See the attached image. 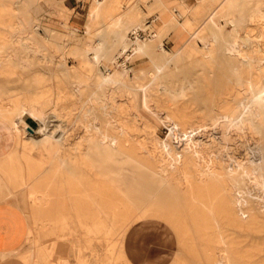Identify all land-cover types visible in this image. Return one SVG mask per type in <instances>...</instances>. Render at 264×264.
<instances>
[{"label":"bare ground","instance_id":"bare-ground-1","mask_svg":"<svg viewBox=\"0 0 264 264\" xmlns=\"http://www.w3.org/2000/svg\"><path fill=\"white\" fill-rule=\"evenodd\" d=\"M7 1L0 0V23L4 16ZM166 2L162 0H156L155 2L161 15V23L159 26L155 27L153 24H148L147 27H144L143 23H137L132 27L129 26L130 28L127 29L128 32L126 31L127 34L121 35L118 50L112 56L111 60L115 64L120 62L117 64L118 67L120 65V70H108L98 78L100 82L99 87L101 86L107 89V92L104 93L106 98L102 99L98 104L105 115L102 121L103 125L91 126V123L86 118L79 120L77 118L82 124L80 127L81 135L74 142L66 143V141L59 139V136L62 135L66 128L65 123L59 120L64 116L65 111V106L60 100L65 97L63 91L58 92L59 99L53 100L50 108H47V110L41 109L40 106L38 108L37 103L29 104L26 101L16 102L14 98L0 94V149L9 146L8 150L0 157V193L2 191L6 200L9 196L17 199L19 204L15 205L23 213L32 212L35 217H39L45 213H53L54 215L70 211L74 207L72 204H69V201H73L75 196L81 194L93 199L94 195L99 194L102 197L103 195L110 197V193L114 192V199H119V193L122 192L124 194V191L117 185L116 179L119 180L118 176H120L122 170H127L126 172L133 173V175L138 174L146 176L147 178L149 177L152 182L157 180L156 182L159 185L157 187H160L162 182H168V174L178 172L177 177L188 178L186 180L187 182H184L183 188L190 195L189 201L191 203L186 204L188 206H186L187 208L185 210L183 209V212L182 210H177L178 214H180L179 212L184 214L187 210L189 211L186 217L187 224L184 225L186 230L193 232V236L203 235V243L207 245L209 243H215L219 247L228 246L239 249L237 247L242 246L246 242L264 240V152L254 150V148L259 150V147L264 148V87L262 86L263 88L260 93H256L253 90L258 80L262 77L264 78V0H196L192 5L187 0H179L183 6H175L171 9L166 6ZM245 3L251 5V10L247 13L248 19L244 26V35H240L239 26L236 27L234 11H241V7ZM91 8V11L94 12H96L95 10L103 11V22L106 28L110 30L113 27H121L123 24H131L135 20L137 11L136 5L132 2L124 3L119 1L114 4L109 0H94ZM94 16L97 17V15ZM154 17L157 19V16ZM169 25H171L173 30L177 31L181 29L185 33L188 32L187 47L182 50L178 48L173 52L171 51L172 53L168 57L154 62V69L152 74L149 75L148 83H145L146 75H141L140 71H133L135 84L134 86L127 84L128 70L125 61L134 54H137V57L147 55L151 47L161 49L165 53L167 50L160 43L162 41V37L160 38V36ZM227 25L231 28L228 29ZM150 28L153 31H149L150 39L147 42L144 36H141V32L147 29L149 30ZM204 30L206 33L202 35V31ZM127 37L131 38V44H127ZM198 40L201 41L202 47L198 45ZM106 44L101 38L86 41L85 49L87 55L90 59L98 61L99 57H102L101 52L105 51V48L108 47ZM216 47H222L224 51V58L222 60L214 55V49ZM150 52L152 51L150 50ZM166 55L168 54L166 53ZM186 56L190 57L191 61L189 62L191 63L201 61L202 64L207 65L209 67L208 73L210 74L214 72L212 67L217 62L219 66L224 65L227 67L226 70H223L224 73L231 68V73L234 76L223 77L222 80L226 82L223 85L215 87H209L208 85L202 86L199 84L201 81L200 78L190 79L187 75H182L181 79L178 78L179 83L177 85L173 81L164 80V77L170 76L169 74H173L176 69H179V64L182 63V59ZM120 58H123L122 61H119ZM180 72L185 73V70L182 69ZM128 86L134 88L132 97L122 96V92L120 94L122 98H119V91ZM138 92L143 97L142 105L152 106L154 111H160L166 121L170 119L175 120L170 126V136L172 131H176V136L180 139L181 135H185L186 133L185 137L190 139H188V142H185L188 143L187 145H190L187 148L188 153L193 155L196 161L198 154L200 156L202 154L206 156L207 168L204 165L206 168L204 169L205 171H216L222 165L224 175L220 174V177L227 174L229 179L232 180L231 184L244 182L245 185L250 186L249 188L251 190H255L254 195L252 193L250 194L254 197L257 196L258 200L255 198L250 201L248 200V215L252 217V220L247 222L246 227L239 221L242 218L234 210L235 208L227 207V205L225 207L221 204L220 206L223 205L225 208L222 207V210H219V208L218 210L213 209V206L215 207V204L212 205L213 198L210 205L199 206L198 204L191 211V204H195L194 202L197 196L193 193L192 179L190 180L189 176L190 169L187 167L180 169L177 164L173 166V160L171 161L172 156L166 155V157H159L158 154L160 153L161 147L159 148L158 145H162L160 144L162 142H159L156 137L154 142L155 147L148 152H144L143 150V145L146 142L144 138H146L147 134L152 133L151 129H155V125L145 120L138 111L139 103L135 101ZM185 97L187 99L181 101ZM248 98H252V100L245 102ZM195 100H198V102H195ZM192 103H197L195 104L197 108L189 111V105ZM131 108H134L133 113L131 112ZM25 116H29L35 121L37 118H41L44 121L36 122L46 127L51 121L55 120V128L57 130L49 132V130L45 131L47 128L44 127L45 130L42 128L37 132L30 131L28 129L29 127H27L28 123L24 119ZM190 116L195 117L194 124H188L186 117L189 119ZM200 118H207L212 121V127H204L209 131H203L201 129ZM129 120H133L131 127L127 124ZM75 123L78 122L76 121ZM49 128L51 129L50 126ZM139 129L145 132L143 138H140L134 132H137ZM220 129L227 130V132L228 130L241 131L248 129L251 132L250 134L258 137V139L262 137L263 142L260 146L251 144L253 148L246 145L245 156L243 158L235 160L232 157L231 159H222L223 163L220 164L215 154H213L215 151L213 149H217V147H213V149L211 147V144L218 146L216 144L217 140L213 139V136ZM32 133H37V135H33ZM26 134H29L28 137H26ZM46 152L52 154L53 160L49 171L39 175L41 163L44 161V158L47 159V163H50V159L45 156ZM244 158L246 162L242 164L243 162L241 161ZM168 161H170V164L166 165ZM68 163L70 166L66 167ZM78 163L82 164V166L84 165L86 169V171L83 169L84 173L82 171L80 174L81 167L79 168ZM122 163L125 167L121 166ZM194 166L196 165L194 164ZM18 168L19 170H17ZM86 172L90 173L91 176L99 181V188L88 185L85 179ZM156 175H160V177L156 178ZM210 178L212 179V177ZM89 179L91 178L89 177ZM121 180L123 181L124 179L122 178ZM198 183H201V179ZM203 183L197 185L202 187L204 185ZM231 184H229V188ZM176 190V188H169L170 194H173ZM199 191L201 196L207 197V195L202 194V189ZM220 192H223V190ZM1 194L0 198L3 197ZM175 194H173V197H175ZM203 199L205 200V198ZM0 200H4V198ZM106 200L108 201V199ZM200 202L202 201L200 200ZM204 203L206 204V200ZM206 206H209V208H206ZM202 207H205L206 210ZM110 208L115 210V207L110 206ZM98 209H100V206H98ZM101 209L104 210L107 208L102 206ZM168 210L172 211L171 216L176 217L174 227H171L174 229L180 227L182 217L175 216L176 214L173 213L175 210L169 206ZM154 215L156 216V214ZM160 218L162 217L160 216ZM206 254L208 255L209 253ZM251 256L253 257V255Z\"/></svg>","mask_w":264,"mask_h":264},{"label":"rangeland","instance_id":"rangeland-1","mask_svg":"<svg viewBox=\"0 0 264 264\" xmlns=\"http://www.w3.org/2000/svg\"><path fill=\"white\" fill-rule=\"evenodd\" d=\"M93 1L94 0H8L7 2L10 4L8 5L6 2L4 16L0 23V94L14 98L16 102L26 101L29 104L37 103L38 108L41 107V109L47 110V108H50L53 100L59 99L58 92L63 91L65 97L60 100L65 106V111L64 116L59 120L65 123L66 128L62 135L59 136V139L61 141H66V143L71 141L74 142L78 136L81 135L80 127L82 124L78 121L81 118H86L91 123V126L103 125L102 121L105 115L98 104L102 99L106 98L104 93L107 92V89L101 86L99 87L100 82L98 78L108 70H120V65L119 67L117 65L120 62L115 64L111 60L112 56L118 50L121 35L127 34V29L137 23H143L144 27H147L148 24H153L156 27L161 23V15L155 5L156 0H109L114 4L119 1L124 3L132 2L137 8L135 20L131 24H123L121 27H113L110 30L106 28L103 22V11H91ZM162 1H167L166 6L169 9L175 6H183L179 0ZM187 1L192 5L196 0ZM250 10L251 5L245 3L242 5L241 11H234L235 22L237 24L236 27L239 26L240 35H244V26L248 19L247 13L250 12ZM94 15H97V17ZM154 16H157V19H155ZM227 28L230 29L231 27L227 25ZM150 30L153 31V29L150 28L149 30L147 29L141 32V36H144L147 42L150 39ZM205 33V30L202 31V35H205ZM188 36V32L185 33L181 29L176 31L171 28V25L167 26L160 36V38L162 37L160 43L167 50L165 53L161 49L151 47L150 50L152 52L149 50L147 55L145 54L141 57H137V54H134L125 61L128 70L127 84L133 86L135 84L133 71H140L141 75H146L145 83H148L149 75L152 74L154 69V62L168 57L178 48H180V50L185 49L187 47L186 41ZM96 38H101L104 43H107L106 46L109 47L105 48L106 53H104L105 51L101 52L102 57H99L100 60L98 59V61L90 59L85 49L86 41ZM126 42L127 44H131V38L127 37ZM197 43L202 47L200 40H198ZM214 51V55L220 60L224 58L222 47H216ZM166 53L168 55H166ZM188 58L190 59V57H184L182 63L179 64V69H176L174 73L171 72L173 74H169L170 76L164 77V80L173 81L177 85L179 83L177 79H181L182 75H187L190 79H195L196 77L200 78L201 81L199 84L202 86L208 85L209 87H215L223 85L226 82L222 80L223 77L234 76L231 73V68L224 73L223 70H226L227 67L224 65L219 66L217 62L216 65L212 67L214 72L210 74L208 73L209 67L207 65L202 64L201 61L191 63L189 62L191 59L189 60ZM122 59L123 58H120L119 61H122ZM182 69L185 70V73L180 72ZM256 85H254L253 90L256 93H260L261 89L264 87V78L262 77L258 80ZM133 91L134 88H130V86L125 87L123 90L119 91L118 97L120 96L119 98H122L124 95L132 97ZM122 92L123 94H121ZM186 99L187 97L181 99V101ZM250 100H252V98H248L245 102H249ZM135 101L139 103L138 111L142 114L144 119L155 125V129H151L152 133L147 134L146 138H144L146 140L143 145L144 152H148L155 147L154 142L156 137L159 142H162L160 143L162 145H158L159 148L161 147L160 153L158 154L159 157H166V155L172 156L171 161L173 160V166L177 164L180 169L185 167L190 169L189 176L190 180L192 179L193 193L197 196L194 202L195 204H191V211H193L198 204L199 206L210 205L214 199L212 205L215 204L217 209L214 206L213 209L218 210L219 208V210H222L226 205L227 207L235 208L234 210H236L242 218L241 220L239 219V221L246 227L247 222L252 220V217L248 215V200L257 199V196H253L255 190H251V188H249L250 186L245 185L244 182L231 184L232 180L229 179L227 174L220 177L219 175L224 173L222 165L219 166L216 171H205L204 169L207 168L206 156L203 154L200 156L198 154L197 162L193 155L188 153L187 148L190 145L185 143L188 142L189 139L185 137L186 133L185 135H181L180 139L176 136V131H172L171 136L169 135L171 132L170 126L175 120L170 119L166 121L160 111H154L152 106L142 105L141 102L143 101V97L139 92ZM39 102H42L43 104L41 103V105L43 106H41ZM195 102H198V100H195ZM195 104L197 103L189 105V111H193L197 108ZM131 112H134V108H131ZM24 119L28 123L27 127H29L28 129L30 131L37 132L42 128L44 130L47 128L45 131L49 130V132L57 130L55 128V120L48 124L51 127L50 129L48 125L47 127L45 125L41 126L36 122L44 121L41 118H37L35 121L29 116H25ZM186 119L188 120V124L195 123V117L193 116H190L189 119L186 117ZM76 121L78 123H75ZM132 121L133 120L127 121L129 127L132 126ZM200 122L201 129L203 131H209L205 128L210 127L212 121L207 118H200ZM143 128L146 129L145 126H143ZM134 132L140 138L145 136V132L140 129ZM250 133L248 129L241 131L228 130V132L223 129H220L219 132L216 131L213 139L217 140L216 144L218 146L211 144V147L212 149L213 147H217V149H213V151H215L212 152L215 154L216 159L219 160L218 162L222 164V159H231V157L234 160L243 158L245 156L246 145L249 147H252L251 144L260 146L263 142V138L259 137L258 139V137ZM28 135L29 134H26V137H28ZM33 135H37V133ZM259 148L260 150L257 148H254V150L264 152V148ZM45 156L50 159V163H47V159L44 158V161L41 163L39 175L49 171L53 160L51 153L46 152ZM241 162L245 164V158L242 159ZM234 163H236V161H234ZM168 164H170V161H168L166 165ZM194 164L196 166H194ZM78 165L79 168L81 167L80 174L83 169L86 171L84 165L82 166L80 163H78ZM67 166L69 167L70 164L68 163L66 167ZM121 166L125 167L123 163ZM17 170H19V168ZM84 171L82 173H84ZM126 171L127 170H122L120 176H118L119 180L116 179L117 185L124 191V194L120 192L121 194L119 193L118 195L120 200L118 198L114 199V192L110 193V197L107 195H103L102 197V195L97 194L93 196V199L81 194L75 196L73 201H69V204H72L74 208L62 214L57 213L53 215V213H45L43 215L41 214L39 217H35L32 212L25 211L26 213L24 214H27L25 215L26 218L28 216L27 221L29 226L24 243L17 246L19 249L16 251L0 253V264H27L28 260L20 250L24 251L25 255L30 259L31 264H135L130 261L126 253H124L125 235L132 225L140 221L152 220L153 217L152 221L156 220L158 223L162 224L168 230V234L172 236L171 253L168 256L166 264H220V262L221 264H264V240L246 242L242 246L237 247L239 249L228 246L219 247L215 243H209L208 247L207 244L203 243V235L193 236V232L186 230L184 225L187 224L186 217L189 211L187 210L184 214L182 212L183 209L185 210V208H187L186 206L188 205L186 204H190L191 202L189 201L190 195L186 193L183 184L188 178L177 177L178 172L175 174H168V182H162L160 187H157L159 186L158 182H156L157 180L152 182L149 177L147 178L146 176L138 174H134V176L133 173ZM206 172L209 173L207 174ZM3 174L1 175L3 176ZM130 174H132V176H130ZM85 175L86 182L90 187H100L99 181L91 176L90 173L86 172ZM89 177L91 179H89ZM159 177L160 175H156V178ZM210 177H212V179ZM120 178L124 180L122 181ZM200 179V184L206 182L203 183L206 187L204 185H202V187L198 186L200 185L198 183ZM213 179H215L216 182ZM208 184L210 185L208 186ZM229 184H231L230 188ZM169 188L177 189L173 192V194L176 193L175 197H173V194H170ZM197 188L199 190L202 189V194L207 195V197L201 196ZM215 188L217 189L216 191ZM222 190L223 192H220ZM211 195L213 196L211 197ZM1 196H3L1 197L2 199L4 198V200H6L3 193ZM11 197L12 196H9L7 199H11L14 204L18 205V200ZM203 198H205L206 204ZM106 199H108V201ZM200 200L202 202H200ZM153 203L154 205L152 206ZM221 204L225 207H223V205L220 206ZM109 205L115 207V210L111 209ZM98 206H100V209H98ZM102 206L107 209L102 210ZM168 206L175 210V212H173L176 214H174L175 216L178 215L182 217L180 227L173 228L176 217L174 218L171 216L172 211L168 210ZM207 207L209 208V206H206V208ZM202 208L206 210L205 207ZM177 210H182V212L178 214ZM154 214H156V216ZM159 215L162 218H160ZM206 247L208 248L206 249ZM210 248L211 250H209ZM206 253L211 254L207 255ZM222 255L223 257H221ZM251 255H253V257ZM213 257H216L218 260ZM245 257L246 259H244Z\"/></svg>","mask_w":264,"mask_h":264},{"label":"crops","instance_id":"crops-1","mask_svg":"<svg viewBox=\"0 0 264 264\" xmlns=\"http://www.w3.org/2000/svg\"><path fill=\"white\" fill-rule=\"evenodd\" d=\"M8 148L0 149V157ZM27 231L28 221L23 211L11 199L0 200V253L19 249L17 246L24 243ZM171 244L168 230L152 220L132 225L124 239L125 253L135 264H166ZM20 252L27 258V264H31L24 251Z\"/></svg>","mask_w":264,"mask_h":264}]
</instances>
